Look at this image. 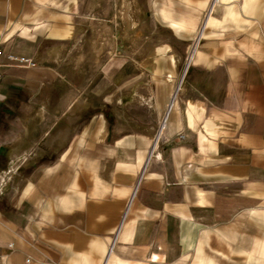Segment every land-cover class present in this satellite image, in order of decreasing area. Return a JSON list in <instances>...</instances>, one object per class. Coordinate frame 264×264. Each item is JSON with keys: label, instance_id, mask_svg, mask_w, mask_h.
Instances as JSON below:
<instances>
[{"label": "crops", "instance_id": "1", "mask_svg": "<svg viewBox=\"0 0 264 264\" xmlns=\"http://www.w3.org/2000/svg\"><path fill=\"white\" fill-rule=\"evenodd\" d=\"M116 1L0 0V264H264V0H150L154 93Z\"/></svg>", "mask_w": 264, "mask_h": 264}, {"label": "rangeland", "instance_id": "2", "mask_svg": "<svg viewBox=\"0 0 264 264\" xmlns=\"http://www.w3.org/2000/svg\"><path fill=\"white\" fill-rule=\"evenodd\" d=\"M154 1L157 4L156 7L159 8L161 5H171L173 12L176 11V15L179 14L178 10L180 8L200 4L198 0ZM116 2L117 20L116 27H114L117 45L116 58L117 60H124V57H127V67L130 66L128 62H131L133 85L136 89L138 87V92L141 91V80L147 79L149 82L148 90L150 93H154L155 87L164 82L161 76L162 69H160L163 58L161 56L156 58V63L152 62L150 58L157 46L164 41L162 37L160 38L163 32L159 25L158 12L155 7L151 6L150 0H117ZM207 10L204 15L197 13L198 25H202L201 22L205 20ZM194 41L196 40L194 39ZM193 42L189 45L181 42L177 43L176 49L178 50L177 55L180 57V68L179 74L175 76L174 92L178 89L180 78L182 77L183 80L185 76L186 64L190 57ZM121 71L122 73L119 75L122 76L123 69ZM87 72L91 73V70H87ZM142 75L143 77H141ZM166 79L172 80V75L168 74Z\"/></svg>", "mask_w": 264, "mask_h": 264}, {"label": "built area", "instance_id": "3", "mask_svg": "<svg viewBox=\"0 0 264 264\" xmlns=\"http://www.w3.org/2000/svg\"><path fill=\"white\" fill-rule=\"evenodd\" d=\"M198 43H199V41H198L197 43H196V41L193 42L190 56H191V54H192V52H193L195 46H196V49H197ZM189 58H190V57H189ZM8 59H9L10 61H14V62H17V63H20V64H25V65H27V66H31V67L34 66V64H33L32 62H30L29 60H26V59H17V58H13V57H11V56H9ZM189 63H190V62H189V59H188L187 64H186V70H187V68H188V66H189ZM1 79H2V75H1V73H0V81H1ZM163 120H164V119H163ZM162 123H163V121H162ZM161 126H162V124H161ZM161 126H160L159 132L157 133L156 138L154 139V142H153V147H154V148L157 147V146L159 145V142H160V140H161V135H162V134H161V133H162V131H161ZM25 264H29V260H26Z\"/></svg>", "mask_w": 264, "mask_h": 264}, {"label": "bare ground", "instance_id": "4", "mask_svg": "<svg viewBox=\"0 0 264 264\" xmlns=\"http://www.w3.org/2000/svg\"><path fill=\"white\" fill-rule=\"evenodd\" d=\"M215 1H217V0H215ZM196 43H197V40H196ZM195 48H196V46H195ZM195 48H194V50H193V52H192V54H191V56H190V58H189V61H190V59H191V57H192V55H193V53H194V51H195ZM180 84H181V82H180ZM180 84H179L178 88L180 87ZM166 125H167V115L164 116V120H163V123H162V126H161V131L163 130V128H164Z\"/></svg>", "mask_w": 264, "mask_h": 264}]
</instances>
